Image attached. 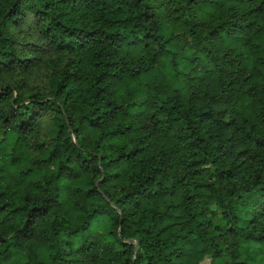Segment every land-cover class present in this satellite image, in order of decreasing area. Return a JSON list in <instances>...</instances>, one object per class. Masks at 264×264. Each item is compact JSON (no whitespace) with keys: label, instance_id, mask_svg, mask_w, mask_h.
<instances>
[{"label":"trees","instance_id":"obj_1","mask_svg":"<svg viewBox=\"0 0 264 264\" xmlns=\"http://www.w3.org/2000/svg\"><path fill=\"white\" fill-rule=\"evenodd\" d=\"M205 258L264 264V0H0V264Z\"/></svg>","mask_w":264,"mask_h":264},{"label":"rangeland","instance_id":"obj_2","mask_svg":"<svg viewBox=\"0 0 264 264\" xmlns=\"http://www.w3.org/2000/svg\"><path fill=\"white\" fill-rule=\"evenodd\" d=\"M141 99H142V97L139 98V100H141ZM217 261H218V259H217ZM203 264H206V258H205V260L203 261Z\"/></svg>","mask_w":264,"mask_h":264}]
</instances>
